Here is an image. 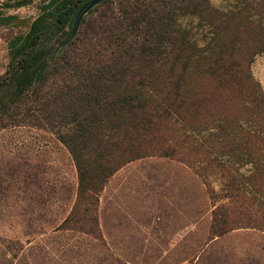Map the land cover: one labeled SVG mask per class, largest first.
Listing matches in <instances>:
<instances>
[{
  "label": "rangeland",
  "instance_id": "1",
  "mask_svg": "<svg viewBox=\"0 0 264 264\" xmlns=\"http://www.w3.org/2000/svg\"><path fill=\"white\" fill-rule=\"evenodd\" d=\"M18 1L0 0V264H264V0H160L147 52L171 74L126 88L109 86L122 76L97 72L79 91L76 63L90 44L104 48L132 0H102L82 15L65 48L72 68L50 79L56 92L76 109L99 96L113 112L168 88L175 107L143 140L148 151L86 199L61 138L122 123L75 108L58 115V103L7 88L9 41L53 0Z\"/></svg>",
  "mask_w": 264,
  "mask_h": 264
},
{
  "label": "trees",
  "instance_id": "2",
  "mask_svg": "<svg viewBox=\"0 0 264 264\" xmlns=\"http://www.w3.org/2000/svg\"><path fill=\"white\" fill-rule=\"evenodd\" d=\"M87 1L53 0L48 6H43L26 33L16 35L9 41V62L3 83L12 93L23 95L24 98L33 95L36 100L45 98L47 104L58 103L62 110L58 115H62L65 109L75 108L76 103L72 98L56 92L58 85L50 82V79L63 78V74L72 68L65 66L69 59L65 48L71 44L74 35L67 38L77 11ZM185 1L188 3L189 0ZM25 3V0H21L15 4L21 6ZM96 4L89 12L93 11ZM129 4L119 30L105 33L104 48L96 52L94 46L98 48V43L90 44L89 55L81 56V63H76L82 67L84 78V83L77 84L76 89L93 82L97 72L107 75L111 80L122 76L120 80L115 79L113 85L109 84L116 88L135 87L138 83L133 80L136 78L153 79L156 76L160 79L171 74L172 67L163 73L164 70L157 68L147 52L158 37L156 14L160 0H132ZM83 20L81 18L80 23ZM182 52L183 49L175 50L171 58L176 60L182 57ZM150 86L157 88V85ZM170 91L167 88L158 98H154L155 94L141 98L131 96L126 108L119 110L115 107L113 112L99 96L94 97L90 104L75 108L85 118L99 124L110 120L122 123L120 128L107 134L97 129L62 136L61 140L68 147L77 169L78 197L86 199L94 196L110 174L148 151H145L147 148L143 140H153L158 120L169 116L175 109L174 96ZM0 102L3 104L4 101Z\"/></svg>",
  "mask_w": 264,
  "mask_h": 264
},
{
  "label": "water",
  "instance_id": "3",
  "mask_svg": "<svg viewBox=\"0 0 264 264\" xmlns=\"http://www.w3.org/2000/svg\"><path fill=\"white\" fill-rule=\"evenodd\" d=\"M101 0H88L87 2L84 3V5L77 11L76 15H75V19H74V23H73V27L72 30L68 36L67 39H69L70 37H72V35L74 34L78 23L82 17L83 14H85L94 4H96L97 2H99Z\"/></svg>",
  "mask_w": 264,
  "mask_h": 264
},
{
  "label": "bare ground",
  "instance_id": "4",
  "mask_svg": "<svg viewBox=\"0 0 264 264\" xmlns=\"http://www.w3.org/2000/svg\"><path fill=\"white\" fill-rule=\"evenodd\" d=\"M252 118V117H251Z\"/></svg>",
  "mask_w": 264,
  "mask_h": 264
}]
</instances>
